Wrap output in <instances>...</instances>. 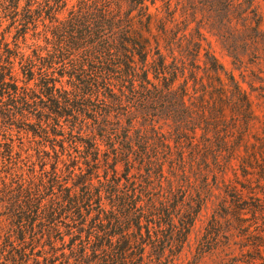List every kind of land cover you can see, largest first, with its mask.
Wrapping results in <instances>:
<instances>
[{"label": "trees", "instance_id": "16d2710c", "mask_svg": "<svg viewBox=\"0 0 264 264\" xmlns=\"http://www.w3.org/2000/svg\"><path fill=\"white\" fill-rule=\"evenodd\" d=\"M9 1L46 46L1 35L0 128L29 126L55 162L25 176L0 142V261L178 264L213 205L186 264H264V0H77L63 18L66 0H26L20 19Z\"/></svg>", "mask_w": 264, "mask_h": 264}, {"label": "rangeland", "instance_id": "374dc122", "mask_svg": "<svg viewBox=\"0 0 264 264\" xmlns=\"http://www.w3.org/2000/svg\"><path fill=\"white\" fill-rule=\"evenodd\" d=\"M40 5H44L46 2H49L50 5L55 6L56 4L54 3L55 0H37ZM77 0H66V3L64 5V2H59L58 4L60 5L59 8L57 9L55 16L58 18H63L66 16L68 10L70 7L76 3ZM162 0H155L154 5L150 3V0L147 1V4L149 5L150 11L154 12L156 7H161L162 5ZM262 3V7L264 10V2ZM10 4L9 0H0V38L1 35H5V39L10 43V47L13 48V42L17 41L19 47L22 49V51L25 54H32L33 48L36 46V44L40 45L41 47H45L46 43L44 40V32H45V27L42 25L41 22H38L39 26L37 28V33H34L33 29L30 27V29L27 31L25 35V40L22 38V33L21 31H17V28L20 27L18 25V21L12 24V21L8 17H4L5 7H8ZM26 4V0H20L19 3V8H18V16L17 18L20 19L23 14L24 10L23 7ZM64 5V6H63ZM41 20L44 18V24L49 25V18L46 17V13H42L41 15ZM190 27H196V24L193 22L191 23ZM49 36V34H48ZM208 40L211 42V46L214 50L215 55L218 57V59L221 61V63L224 65L225 69L227 71H232L239 81L240 85L242 86L243 89H245L252 99L254 101L258 100V90H251L249 83L253 82V78L249 76L248 72H244L242 75H240V72L236 70L230 63V59L228 56L225 55V53L221 50L219 47L216 39L210 35L206 34ZM21 76V75H20ZM255 85L257 86L258 83L255 82ZM30 118H33L32 116ZM33 119H30L29 122H32ZM8 127V126H7ZM10 127V126H9ZM30 130L29 126L26 125H21V127L16 128L15 126H12L11 128H6L2 127L0 128V142H10L8 140V137L12 138V145L14 148V152L19 153L20 157L18 158V166H21L24 169V172L26 173L25 176L30 175V171L35 170V172H41L44 169L47 171H50L52 167V163L55 162V157H54V151L52 149V142L50 140H43L42 137L33 135ZM10 133V134H9ZM5 134V137L4 135ZM60 138V137H58ZM56 150H59V146H55ZM46 150L48 156L47 158L45 157L44 159H41L37 156V150ZM43 160V161H41ZM1 176H6V182L10 183L12 181L9 176V174L6 173H1ZM12 184V182H11ZM14 185V183L12 184ZM2 185H0L1 189ZM213 210V205H209L208 209L202 213V216L196 221L193 229L191 230L189 236H188V241L185 244L178 264H186L188 260H193L194 255H195V248L198 243V240L201 236V233L203 231V226L205 225L207 219L209 218L211 212ZM62 230L63 227H61ZM66 240H68V237H65ZM38 249H41V247H38ZM45 250H47V247H45ZM196 260V258H195ZM198 260V259H197ZM206 263L211 262L208 259L206 260ZM205 261H201L200 264H205ZM7 263L4 260L0 261V264ZM43 260L42 257H39L35 254L31 256V258L28 261V264H42ZM7 264H12L8 262ZM19 264H24L19 263ZM46 264H50L46 262ZM55 264H59L56 262Z\"/></svg>", "mask_w": 264, "mask_h": 264}]
</instances>
